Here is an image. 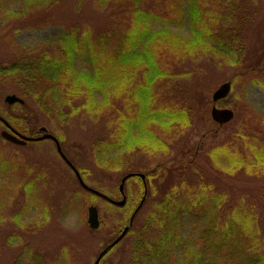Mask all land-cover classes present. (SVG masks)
I'll return each instance as SVG.
<instances>
[{
	"label": "trees",
	"instance_id": "trees-1",
	"mask_svg": "<svg viewBox=\"0 0 264 264\" xmlns=\"http://www.w3.org/2000/svg\"><path fill=\"white\" fill-rule=\"evenodd\" d=\"M73 1H77L74 5L77 12L70 14ZM212 1L217 0H0V21L3 23L0 46L3 47H13L9 46L12 37L21 30L60 25L68 15L73 20L80 19L81 10L84 14L83 5L95 17L92 21L98 22V26L86 27L82 31L73 24L68 30H61L45 46L25 53V58H17L7 66L0 64V75L20 74L24 77L28 84L20 90L19 96L28 99L30 93L34 101L33 113L31 105L24 101L23 106L19 105L20 111L24 112L22 117L5 114L0 118L21 136L35 139L41 136L38 118L50 116L55 109L61 122L69 120L80 110L89 115L104 113L108 117L114 113V140L102 141L93 147V161L101 170L118 169L123 154L138 152L153 157L164 153L167 150L164 136L179 133L181 131L177 128L185 129L189 125L193 104L187 105V101L180 106H156V87L173 77L168 72L172 64H162L163 54H170L181 63L212 54L230 67L241 66L243 46L238 40L244 30L242 25L260 16L254 7L258 4L255 0H239L227 6L218 2L213 12L210 10ZM261 4L263 2H259ZM41 9L43 12L34 18L33 12ZM234 21L236 25L230 30L231 34L215 30L222 29L223 23ZM183 28H186L187 35L176 30ZM254 83L264 87L259 81ZM77 101L80 106L73 107ZM236 109H245L244 113L250 118L246 106ZM260 114L255 111L251 118L256 119ZM259 121L264 126V115ZM0 125L5 129L1 121ZM212 125L217 128L208 129L205 134L214 140L222 126ZM154 129L165 132V135L154 134ZM238 136L244 143L242 151H236L239 147L226 143L208 149L207 158L212 169L228 176L238 172L264 176V140L258 136ZM41 142L32 140L27 145ZM196 160L197 157L190 163ZM5 166L6 163L0 161V172ZM162 168L158 166L155 170ZM177 172L186 176L188 166L178 168ZM205 173L211 172L205 169ZM154 174H142L146 197L132 227L137 225L136 219L151 201L149 191ZM216 179H212V183H208V179L201 183L198 177L191 176V197L182 204L173 199L177 197L174 190L153 201L152 211L139 229L141 237L131 247L132 262L129 264H264L259 229L264 215L263 210L257 212L261 202L252 195L250 199L245 195L234 198L235 194L226 191L212 193V189L222 186L218 183L216 187ZM180 186L184 188L186 184ZM22 188L30 190L26 197L31 198L30 180ZM91 196L96 198L93 194ZM44 217H47L45 213ZM20 218L18 216L13 221L19 224ZM7 233L6 244L11 245L13 236ZM3 246L5 243L1 244ZM21 257L19 255L11 264H20ZM29 264L40 263L35 256Z\"/></svg>",
	"mask_w": 264,
	"mask_h": 264
},
{
	"label": "rangeland",
	"instance_id": "rangeland-1",
	"mask_svg": "<svg viewBox=\"0 0 264 264\" xmlns=\"http://www.w3.org/2000/svg\"><path fill=\"white\" fill-rule=\"evenodd\" d=\"M235 1L239 2V0L212 1L210 10L215 11L218 2L222 6H227ZM259 2L263 4L259 5ZM76 3L77 1L71 3L70 14L77 12V6H74ZM255 3H258L254 4V7L260 16L251 23L249 21L248 24L243 23L244 30L238 40L239 45L243 46L241 66L230 67L212 54L198 56L194 61L183 63L174 60L170 54H163L162 64L165 66L172 64L168 72L173 77L165 82L163 80L156 87L158 90L156 106H180L187 101V105L193 104L189 125L185 129L177 128L181 131L179 133L164 136L167 147L164 153L153 157L138 152L123 154L118 161V169L101 170L93 161V147L102 141L114 140L116 133L114 113L108 117L104 113L89 115L80 110L69 120L64 119L61 122L55 109L50 116L38 118V129L45 128L48 134L59 140L61 152L81 174L84 184L111 201L122 200L119 187L125 176L155 172V179L151 181L149 191L151 201L143 208L138 220L136 219L137 225L135 227L133 225L131 233L111 248L99 264L132 262L131 247L136 239L141 237L139 229L152 211L153 201L158 200L163 193L174 190L177 197L173 199H177V203H184L187 197H191V176L198 177V182L201 183L207 179L208 183H212V179L217 178L216 187L218 183L222 186L212 189V193L218 190L235 194L234 198L245 195L251 199V195L254 196L261 202V208H258V203L253 197L257 212L263 210L264 215V176L247 175L244 172H238L233 176L221 175L212 169V163L207 158L208 149L220 143L239 147L236 151H242L244 143L242 144L243 140L238 135L247 138L258 136L264 140V126L259 121L264 115V87L254 83L259 81L264 84V0H255ZM82 8L84 14L82 15L83 11L80 8L81 12L78 15L82 16L80 19L73 20L72 16L68 15L60 25L21 30L12 37L9 46L13 47L0 46L1 66H7L17 58H25L28 51L41 45L45 46L44 44L53 41L61 30H68L73 24L79 26V31L86 27L98 26V22L92 21L95 17L86 11V5ZM42 12V9L35 10L32 16L37 17ZM2 24L0 21V29ZM235 25V21L223 23L222 29L215 30L231 34L230 30ZM176 30L187 35L186 28ZM96 31L98 32L99 28ZM77 67L80 69L79 64ZM25 82L20 74L0 75V115L22 117L24 112L19 109V105L23 106L22 104L6 105L4 102L6 96L12 95L22 99L23 104L27 101L33 113L34 101L30 93L28 99L19 96L20 90L28 84ZM225 83L231 85L229 95L224 100L213 103L212 94ZM191 94H194L192 101ZM77 105L80 106L79 101L73 104V107ZM244 106L248 108L250 118L244 113L245 109L241 111L236 109ZM213 107L219 110L229 109L234 114L233 120L223 125L214 135V140L205 134L206 130L217 128L212 125L214 122L210 117ZM65 111H68V108ZM255 111L261 114L253 119L251 113ZM4 130L0 125V133ZM153 132L158 136L165 135V132L159 129H154ZM26 145L11 146L0 138V161L6 163L5 169L0 172V264H11L19 255L23 256L20 258V264H29L35 256L40 264H94L98 255L112 244L127 226L130 216L143 196L141 181L139 178L131 179L132 177L126 180L123 187L126 204L118 208L104 198L96 195V198L92 197V193L84 190L73 172L66 166V162L57 154L53 143L42 141ZM195 157L196 162L190 163ZM158 166L163 168L156 171ZM187 166L189 173L186 176L177 172L178 168ZM205 169L211 173H205ZM29 180L32 183L31 198L26 197L30 192L29 188H27L29 191L22 188ZM182 183L186 184L184 188L179 187ZM196 189L195 187L194 192ZM90 207H95L98 211L99 227L96 230L88 225ZM44 213L47 215L46 218ZM18 216L21 218L19 224H16L13 220ZM262 217L260 215V218ZM259 229L264 246V221L260 222ZM7 231L13 236L11 245L6 244V238L9 236V233L6 234ZM2 243L3 245L5 243L3 248Z\"/></svg>",
	"mask_w": 264,
	"mask_h": 264
},
{
	"label": "water",
	"instance_id": "water-1",
	"mask_svg": "<svg viewBox=\"0 0 264 264\" xmlns=\"http://www.w3.org/2000/svg\"><path fill=\"white\" fill-rule=\"evenodd\" d=\"M230 89H231V85L230 83H225L223 85H221L212 95V102L216 103L224 98H226L229 93H230ZM5 104L7 105H14V104H23V101L20 98H17L16 96L12 95V96H6L4 99ZM210 116L213 122H215L216 124L219 125H225L227 123H229L232 119H233V112L231 110L228 109H217L215 107L212 108L211 112H210ZM0 121L4 124L5 128L7 130H4L0 133V137L5 140L6 142H9L11 144L14 145H18V146H25L27 144V142H30L32 140L35 141H45V140H51L52 142H54L55 146H56V150L58 152V154L61 156V158L68 164V166L71 168V170L73 171V173L75 174L80 186L96 195L99 196L101 198H104L105 200H107L109 203L117 206V207H123L126 203V199L125 196L123 194V187H124V183L126 182L127 179H129L132 176H135L133 174L127 175L125 176L122 180H121V184L119 187V193L122 196V200L119 202H114L111 201L110 199H108L107 197L103 196L102 194H100L99 192L90 189L89 187H87L84 182L82 181L79 173L71 166V164L66 160V158L64 157V155L61 152V147L59 145V142L50 134L47 133L45 128H41L39 131L40 133H42L43 135L40 136L39 138H27L24 136H21L19 133H17L15 130H13L4 120H2L0 118ZM136 176L138 178L141 179L143 187L145 189V194H146V185H145V177L141 174H136ZM144 202V198L142 199V201L140 202V204L137 206L133 216L130 219V223L128 226H126L122 233L119 235V237L113 241L112 244H110L105 250H103L97 257L96 261L94 264H99V262L101 261V259L103 258V256L111 249L113 248L116 244H118L128 233L134 216L138 213V211L141 209L142 205ZM88 225L91 229L96 230L99 227V220H98V211L95 207H90L88 209Z\"/></svg>",
	"mask_w": 264,
	"mask_h": 264
},
{
	"label": "flooded vegetation",
	"instance_id": "flooded-vegetation-1",
	"mask_svg": "<svg viewBox=\"0 0 264 264\" xmlns=\"http://www.w3.org/2000/svg\"><path fill=\"white\" fill-rule=\"evenodd\" d=\"M143 197H144V192H143V196H142V198L140 199L139 203L141 202V200L143 199ZM139 203H138V205H139ZM121 232H122V231H121ZM121 232H120V234H121Z\"/></svg>",
	"mask_w": 264,
	"mask_h": 264
}]
</instances>
